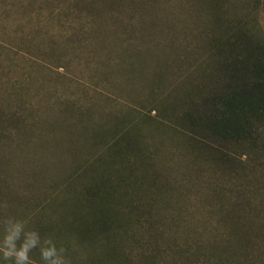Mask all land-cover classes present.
<instances>
[{"label": "trees", "instance_id": "16d2710c", "mask_svg": "<svg viewBox=\"0 0 264 264\" xmlns=\"http://www.w3.org/2000/svg\"><path fill=\"white\" fill-rule=\"evenodd\" d=\"M3 1L0 18L12 12L8 9L9 1ZM24 1L19 0L21 3ZM121 1L125 3L119 6L118 0H33L31 5H35L30 11L27 31L17 26L18 19L9 24L1 19L0 66L4 60L2 54H6L9 69L1 82L12 83L15 90L27 84L32 74L21 72L23 74L17 80L14 73L20 66L10 59L20 57L31 69L42 67L44 53L54 46L58 37L63 36L58 32L55 36L49 29L51 20L58 17L64 6L88 5L86 13L93 19L87 18L80 31L84 32V26L88 27L90 20H101L99 30L90 29L93 34L91 43H101L103 37L112 41L109 57L116 59L115 67H119L121 77L132 89L136 70H141L147 55L160 59L161 67L153 69L157 82L149 84V91L159 96L157 101L160 103L168 102L163 107L165 121L178 123L176 125L184 133L180 135L185 136L197 161L206 160L209 155L217 156L216 167L220 170L209 169V166L207 170H186L180 186H185L187 193L193 195L190 220L180 214L177 219L163 215L156 222L150 219L142 222L139 216H134L135 209L141 206L134 201L122 202L114 188H130V197L137 196L136 183L145 181L146 168L134 167L131 157L144 156L143 160L149 161L154 153H130L139 145V136L125 134L126 126L111 129L99 144V149L71 173L55 179L49 194L47 192L44 200L39 201V211L34 209L35 218L45 212L51 213L49 232L55 236L58 231L60 235L57 244L53 237L54 242L48 241L50 243L46 247L58 250L62 257L78 260L82 258L78 256L79 249L83 248L87 255L97 252L98 256L94 257L107 263L118 261L120 247L128 243L127 246L136 251L133 260L129 256L124 259L128 264H264V216L258 215L264 212V205L257 211V205L261 203L251 200L247 194L249 184L244 183L250 177L247 167L238 165L246 153L254 160L264 158V134H260L264 126V42L249 30L244 16H233L230 9L233 2L230 0H213L211 12L214 9V15L206 22L203 19L200 22L198 15L202 13H199L197 5L200 2V8H206L208 0H196L192 10L187 7L186 1L189 0H181L183 13L190 11L186 14L192 26L188 30L191 39L186 54L192 57L187 64H172L163 58L166 45L155 40L150 42L149 38L163 31L172 33L176 25L170 21L165 29L158 19H153L151 27L144 29L143 23L148 19L139 3L132 14L139 22H132V18L123 20L118 10L125 11L126 3H131V0ZM64 11L62 17L67 15V10ZM83 42L77 39L74 49L86 52ZM105 58L101 51L80 55L81 61H87L91 68L97 69L104 67ZM89 59L91 63H88ZM178 76L182 78L179 80ZM118 81L109 80L106 85L120 89ZM18 94L16 92L15 95ZM7 98V95L0 94V100ZM2 113L7 122H12L19 114L15 110ZM5 127L8 126L0 125V134H8ZM86 139L98 141L101 135L88 134L79 145L84 147ZM230 146L244 148L247 152L237 153L236 157V153L228 149ZM189 155V152L183 154L179 160L182 162ZM119 157L127 161L129 167H115ZM104 161L113 165L114 178L99 169V163ZM251 167L256 174L261 171L264 174L259 164L251 163ZM215 171L220 172L215 175ZM258 181L259 192L264 195V187L260 186L263 180ZM3 191L10 199V188L3 187ZM43 228L38 229L41 231ZM45 262L51 263L50 259Z\"/></svg>", "mask_w": 264, "mask_h": 264}, {"label": "rangeland", "instance_id": "374dc122", "mask_svg": "<svg viewBox=\"0 0 264 264\" xmlns=\"http://www.w3.org/2000/svg\"><path fill=\"white\" fill-rule=\"evenodd\" d=\"M8 1V9L12 12L6 13L7 16H3L0 20L9 24L18 19L17 26L27 31L30 11L35 3L32 6L33 0H25L24 3L19 0ZM118 2L119 6L125 3L121 0ZM186 2L188 8L195 9L196 0ZM230 2H233L230 6L233 16H244L249 30L264 42V0H230ZM137 3L144 9L145 18L148 19L143 23L144 29L151 27L150 22L153 19H158L165 29L170 21L176 25L172 33L163 31L154 38H149L150 42L155 40L156 43L162 42L166 45L163 49L165 52L163 58L167 62L172 61V64L179 62L187 64L191 61L192 56L186 54L191 39L188 30L192 27L189 25L191 19L186 14H190V11L183 13L180 9L181 0H131V3H126L125 11L118 10L121 19L132 18V22H139L132 15ZM206 3L207 9L200 8V2L197 5L199 13H202L198 15L201 18L200 22L202 19L206 22L210 20L212 14L214 15V9L211 12L214 7L213 0H208ZM4 4L5 2L0 0V7ZM86 6L88 5L72 6V8L68 5L64 6L67 15L62 17L61 14L65 13L63 10L57 15L58 17L51 20L49 29L54 31L55 36L57 32L63 33V36L58 37L54 46L52 45L44 53L41 58L44 64L42 67L36 66L31 69L20 57L10 59L20 66V68L17 66L19 70L14 73L17 80L23 74L21 72L32 74L27 84L21 85L19 90H15L12 83L1 82L9 70L8 56L2 54L1 58L4 60L0 66V94L7 95L8 98L0 100V123L8 126L5 127V133L8 134H0V264H55L56 261L59 264H128L127 260H124L127 256L132 260L135 258L136 251L132 246H127L128 243L120 247L117 254L118 261L111 260L109 263L95 258L98 256L97 252L93 251L91 255H87V251L84 252L83 248L79 249L78 256H82L79 260L62 257L58 250L46 247L50 243L48 241L54 242L53 237L56 238L55 244H57L60 236L58 231L55 236L49 232L51 213L39 214L37 219L34 217V209L39 211L41 203H38L44 200L47 192L49 194L55 179L71 173L78 164H82L85 158L99 149V144L108 136L111 129L126 126L125 134L139 136V145L130 153H154L149 161H144V156L131 157L134 167L146 168V174L143 175L145 181L136 183L137 196L130 197L132 195L130 188H114L122 202L126 201L127 204L134 201L141 206L135 209L134 216H139L142 222L149 219L156 222L163 215L165 217L171 215L177 219L180 214L190 220L193 195L187 193L185 186H180V183L184 182L181 179L185 178L186 170L190 168L207 170L208 166L209 169L214 167V170H220L216 167L217 156L209 155L206 160L197 161L185 136L180 135L184 133L180 131V126L176 125L178 123L170 124L167 123L170 122L169 120L165 121L167 118L163 107L167 106L168 102L165 100L160 103L159 100L157 101L159 96L149 91V84L152 81L157 82L153 69L161 67L160 59L147 55V60H142L144 65L140 67L141 70L135 69L136 82L132 89L121 77L119 67H115L116 59L109 57L112 41H107V37H103L101 43L94 41L91 43L90 38L93 34L90 33V29L99 30L101 20L97 18L95 22L90 20L87 23L88 27L84 26V32L80 31L87 18L93 19L86 13ZM105 9L108 11V8ZM112 36L114 37L113 34ZM77 39L84 41L86 52H78L74 49L73 44ZM150 44L153 46L152 43ZM89 51L91 53L101 51L103 57H109L108 62L105 58L104 67L91 68L87 61L80 60V55ZM88 63H91V59ZM135 65L137 66V62H134ZM177 78L180 80L182 77ZM114 79L119 80L117 84L121 85L120 89L106 85L107 81ZM16 92L19 94L15 95ZM154 107L155 110L152 109ZM14 110L19 114L13 117L12 122H7L2 112ZM177 113L173 112V114ZM262 128L263 132L260 134H264V126ZM88 134H99L101 139L98 141L86 139L84 147L79 145ZM228 149L236 153L234 154L236 157L237 153L247 152L240 147L230 146ZM188 152L189 157L181 162L179 160L181 155ZM240 161L238 165L247 167L250 175L249 180L244 182L249 184L247 194L254 203H261L260 206L257 205L258 211L262 208V204L264 205V195L260 194L258 185V180H263L260 186L264 187V174L262 171L256 174L251 163L259 164L264 170V158L254 160L246 153ZM99 165L101 167L99 169L106 172V176L114 178L113 165L106 164L105 161ZM124 165L129 167L128 162L120 157L114 163L115 167H125ZM218 172L215 171V175H218ZM3 187L10 188V199L8 195H4ZM258 215L264 216V212ZM147 226L146 224L144 227ZM41 227L45 229L39 231L38 228ZM39 246L44 247L38 248ZM49 251L51 254L45 255ZM21 252L24 256H20ZM47 259H50L51 263H46Z\"/></svg>", "mask_w": 264, "mask_h": 264}, {"label": "clouds", "instance_id": "9594fccd", "mask_svg": "<svg viewBox=\"0 0 264 264\" xmlns=\"http://www.w3.org/2000/svg\"><path fill=\"white\" fill-rule=\"evenodd\" d=\"M49 254H51V252H50V251L45 253V255H49ZM20 256H24V253H23V252H21V253H20ZM55 264H59V262H58V261H56V262H55Z\"/></svg>", "mask_w": 264, "mask_h": 264}]
</instances>
